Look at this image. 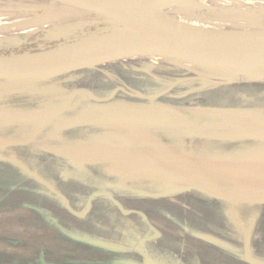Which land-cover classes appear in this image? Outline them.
Returning a JSON list of instances; mask_svg holds the SVG:
<instances>
[{"label": "rangeland", "instance_id": "1", "mask_svg": "<svg viewBox=\"0 0 264 264\" xmlns=\"http://www.w3.org/2000/svg\"><path fill=\"white\" fill-rule=\"evenodd\" d=\"M230 7L239 10L232 11ZM164 13L170 18L201 26H207V22L222 23L242 25L247 29L257 26L258 30L264 31V0H189L165 10ZM104 26L105 22L99 17L68 6L44 0H0V40L9 38L19 44L29 34L46 32V35H51L53 31L54 34L60 33L58 36L63 38H72ZM168 61L161 57H140L126 59L119 64L128 68L125 74H134L135 79L144 83L148 82L145 77L149 76L167 79L165 71L176 69L179 72L182 70L180 67L195 68L183 61H179V64ZM114 67L113 64H107L91 69L87 75L72 73L35 82L0 80V113L11 114L12 109H18L13 119L5 120V117H0V132L3 134L0 155L2 144L25 141L39 129V123L26 126V122H23L20 116L25 110L36 111V115L39 114L37 119H41L65 104L76 89L105 91L111 85V72H118ZM95 73L100 74L108 85H95ZM180 73L195 75L193 72ZM113 79L122 81L115 77ZM227 80L225 85L230 86L231 92H216L218 85L213 82H191L183 85L181 93L176 92L166 99L172 102L177 100L181 112L188 110L186 117L195 125L215 123L214 126L218 127L216 130H190L187 135V131L177 121L178 116L174 114L169 116L167 125L162 124L167 126L165 130L159 127H139V130L133 131L119 123L101 130L81 126L86 125L83 122L80 125L83 130L77 129L72 134L75 142L69 145L72 146L70 149L73 150V159L66 166L59 165L54 170L42 160H33V164L39 163L37 166H41L39 175L19 181L20 184L0 183V264L140 263L145 258L143 250L151 254L152 264H264V219L254 214L246 223L244 217L247 211L245 205H249L247 196L250 195L244 190L253 189L256 183L243 181L246 177L238 175V172H246H242L245 169V159L255 154H248L245 159L234 158L239 152L247 151L252 146L264 147V144L249 142L251 140L246 137L252 135L248 129L258 128L264 131V82L259 83L262 85H248L242 79L229 76ZM196 88L200 90L177 99L184 92ZM217 88L219 90L220 86ZM77 106L81 109L80 112H74L70 107L74 114L87 113L88 110V114H91L95 112L94 109H99H93L91 103L84 101L78 102ZM216 109L227 112H217ZM182 113L181 115H185V112ZM87 120L88 117L85 116L83 121ZM230 134L245 138L241 145L246 147H241L234 141H223V136ZM100 152H103L107 160L122 161L125 158L130 162L156 161L163 166L164 163H171L181 174L188 172V165L189 168L216 179V187L220 193L229 196L231 200L219 198L211 213L207 208L201 207V221L190 222L188 210L193 209L191 206L186 208L183 202L180 193L184 186L182 179L165 178L161 175L159 166L153 165L154 178L132 181L120 173H133L134 169L122 163H114L107 169L117 172L116 180H102L91 174L99 172L98 170L83 164L86 162L98 166L100 162H91L90 159L82 162L78 159L81 156L95 157ZM256 157L252 159L254 162L261 160ZM9 171L8 165L0 164V181L11 179L14 182L11 176H5ZM259 171L264 172V165L259 167ZM58 173H73V180L70 181L72 189L66 192L60 190L61 184L53 176H59ZM262 176L261 179L264 178ZM109 182L113 183L108 187ZM192 183L199 184L195 180ZM12 187L18 188L7 189ZM30 189L35 192L29 191ZM137 190L147 193L139 197ZM94 193H99L100 197ZM257 195L263 202L260 207H254L264 211V179ZM193 196L194 194L191 195ZM86 200L97 206L89 210L88 214L82 211L81 206ZM237 204L242 205L236 210L243 221L238 217L232 220L229 218L232 212L229 207L235 208ZM227 206L229 207L226 208ZM136 208H143L141 217L135 214ZM138 221L147 222L148 226L140 228ZM134 225L142 230L134 229ZM138 235L145 238L144 244H138ZM152 241L156 243L153 244ZM97 244L114 249H102Z\"/></svg>", "mask_w": 264, "mask_h": 264}, {"label": "water", "instance_id": "2", "mask_svg": "<svg viewBox=\"0 0 264 264\" xmlns=\"http://www.w3.org/2000/svg\"><path fill=\"white\" fill-rule=\"evenodd\" d=\"M44 1L93 14L104 21L106 26L80 36L65 38L66 41L58 43L52 48L41 49L33 53L24 52L10 56L0 55V80L25 83L55 79L77 71L94 69L101 65L140 57L171 58L192 64L195 68L180 67V69L190 70L195 75L180 77L168 87L152 96L142 95L137 92L134 93L136 95H133V97H138L148 102L154 101L157 104L167 106L170 112H163L159 106L141 109H117L114 111L116 118L134 123L156 121L154 123L158 125L166 124L171 114L178 116L181 123L188 120L186 116L172 110L169 105L158 102L161 97L173 90L177 85H185L191 82H213L217 85H225L228 83V76L242 79L241 81L246 83L264 82V31L258 30L257 26L247 29L242 25L235 26L222 23L207 22V26H201L165 16V10L189 0ZM237 9L230 7L232 11L237 12ZM199 90L200 88L190 89L179 95L177 99L188 97ZM117 91L129 94L123 88H115L108 97L99 98L88 89H76L65 104L54 109L46 116V120L53 114L60 113L68 108L71 101L80 96L78 95L79 93L88 95L95 102H103L112 99ZM216 111L227 112L220 109H216ZM36 114V111H28L20 117L23 121H27V118L33 117ZM161 120L164 122H161ZM189 122L192 126L194 125L195 131L198 129L216 130L218 128L214 126L215 123L212 125H195L193 122ZM248 131L252 134L246 136L247 139L251 140L249 142L256 145L264 144L263 130L255 128L248 129ZM223 137V141L227 142H241L245 140V138L231 134ZM17 143H6V145ZM257 149L260 150L252 153V151ZM244 153L242 157L244 159L248 154L249 156L250 154H255L251 157V162H254L252 159L255 156H257L256 158H261V160L255 161L253 164L254 167L256 164L258 165L256 169L259 170V167L264 165L262 163L264 147L252 146L251 149ZM241 154L236 155L234 158L237 157L239 159L238 157ZM260 163L262 165H259ZM246 167L247 165L243 171L239 170L246 172H238V175L243 174L241 177H246V180L243 181L255 182L254 186H259L258 183H261L264 179L260 178L262 174L254 177ZM158 169L172 178L182 179V174L176 169H161L160 167ZM216 198L231 200L229 196L220 193L217 187ZM97 245L102 249H112L108 245ZM124 264L142 263L127 261Z\"/></svg>", "mask_w": 264, "mask_h": 264}, {"label": "flooded vegetation", "instance_id": "3", "mask_svg": "<svg viewBox=\"0 0 264 264\" xmlns=\"http://www.w3.org/2000/svg\"><path fill=\"white\" fill-rule=\"evenodd\" d=\"M115 88H123L125 90L128 91L129 94L123 93L121 91H117L116 94L114 95V97L110 100H107L106 102H95L93 101L88 95L84 94V93H79L78 95L81 96L82 100L86 103H91L93 109L95 107H98L99 109L95 110V112L88 114V111L86 113V111L84 113L81 114H74V112H80L81 109L77 106L78 102L76 101V98H74L69 107H71V104L73 103V101L75 100L76 102V106L72 107L74 109V112L71 111V109L68 107L66 108L64 111L60 112V113H55L53 114L50 118H48L46 120V116H48L52 111H50L49 113L45 114L43 117H41V119H37L38 115H35L33 117H30L31 119H27V121H23L26 122V126L31 125L32 123H39V129L29 138L26 139L25 141H20V143H17L19 141H11L8 143H17L14 145H6V144H2L3 146V150H1V155H0V164H6L8 165V168H10V171L5 173L6 177H10L13 179L14 182H11L10 180L4 179L1 180L0 183H8V185H11V183H15L16 184L19 183V181H25V180H29L28 178L30 176L33 175H39L38 172L41 171L38 167V165H40L39 163H37L36 165L33 164L31 161L33 160H37V161H43L46 162L47 166L52 168V169H57V167H59V165H64L66 166L68 164L69 160L73 159V155L72 152L73 150H71L70 148L72 146H70L69 144L74 143L75 139L74 137H72V134L75 133L74 131L79 129V130H83V128L81 126H89L91 127H96L99 128L101 130L108 128V127H114L116 126L115 123H119V124H123L124 126H127L129 128H131L133 131L135 130H139V127H145V128H151V127H159V129L165 130L167 129V126H162V125H158L154 122L156 121H147V122H141V123H134V122H130L127 121L125 119H121V118H116L114 116V111L117 109H141V108H148V107H152V106H159V108H161L163 110V112L168 113L170 112V109L167 106H163L160 104H157L156 102H148L147 100L138 98V97H133L135 91L129 89L128 87L125 86H117ZM114 88V89H115ZM113 89V90H114ZM91 93H93V89H88ZM112 90V91H113ZM111 93V92H110ZM94 94V93H93ZM95 95V94H94ZM110 95V94H109ZM108 95V96H109ZM96 96V95H95ZM108 96H104V97H99V98H105ZM98 97V96H97ZM110 108V110L108 109ZM112 108V109H111ZM101 109V110H100ZM18 109H12L11 114L8 113H0V117L6 119H13L12 117H14V115L17 113ZM91 110V109H90ZM167 110V111H166ZM30 110H25L24 112H28ZM32 111V110H31ZM85 116L88 117L87 121H83L85 119ZM75 119V120H74ZM165 120V119H164ZM82 121V122H81ZM163 120H161L162 122ZM178 122H180V120L177 119ZM29 122V123H28ZM45 122V123H44ZM85 123L86 125H81L82 123ZM164 122V121H163ZM184 122V121H183ZM181 123L180 126L183 127V129L185 131H187V135L188 133L193 130H195L194 125L192 126V124L187 120V122L185 121L184 123ZM68 125H71V127L68 128ZM73 125H76L75 127H72ZM81 125V126H80ZM43 126V127H42ZM134 126V128L132 127ZM29 129H32L29 128ZM2 132H0V140L2 139ZM167 142V141H166ZM1 143V141H0ZM79 143V142H76ZM237 143L239 146L241 147H246L241 145V142H235ZM172 144V142H171ZM68 145V146H67ZM16 146H19L18 149H15ZM5 148V150H4ZM9 149V150H6ZM85 148H82V150H84ZM244 150H242V153L238 158H242L243 155L245 154L243 152ZM239 153V154H240ZM99 155L95 156V157H79L78 159H80L82 162L85 160H92L96 161V162H100V164H97L98 166H94V164H90V163H83L89 166L90 169H95L98 170L99 172L96 173H91L92 176L95 177H100L102 180H116L118 174L117 172H111L110 170H108L107 168L109 167V165H114L115 164H120L122 163L123 165H125L126 167L129 168H133L134 172L133 173H120L121 175H123L124 177H127L128 179L132 180V181H138V180H150L148 178H154V174H153V168L152 166L155 165L156 167L159 166L161 169L163 168H170V169H176L173 164L169 163L166 164L164 163L163 165H159L157 164L156 161H150V162H146V163H141V162H130L127 161L125 158L122 159V161L119 160H114V159H106L105 156H103V152L98 153ZM238 154V155H239ZM237 155V156H238ZM71 157V158H70ZM237 159V157H236ZM235 159V160H236ZM251 158L245 160V162L243 163V166L245 167L247 165V169L250 173H252L254 177H258L261 174H264L263 172H260L257 168V164L254 167V162L250 161ZM102 162H106V163H102ZM190 162V161H188ZM155 163V164H153ZM52 164V165H51ZM195 164V163H194ZM193 164V166H194ZM35 165V166H34ZM259 165H262V163H260ZM181 166L185 167L184 164H182ZM181 169V168H180ZM186 169L187 171H184V174H182V182H184V186H182L180 193L183 196V202L185 204V207L187 208L188 206L192 207V211L188 210V213H190L189 217H191L190 222L193 223H199L200 220V212L202 211V208H207L210 213L212 212V209L216 208V201L218 200L216 198V179H212L210 178V175H204L201 174L198 170H194L192 168H189L188 165H186ZM256 170V171H255ZM60 174V173H58ZM215 174V173H212ZM66 175V176H65ZM73 173L70 174H60L59 176L57 174H53L54 178H56V182H58L59 184H61L63 192L68 191L70 189L73 188L72 183H70V181H72ZM161 175H164L165 178H172L170 175L166 174L165 172L161 171ZM58 176V177H57ZM147 177V178H146ZM155 180V179H154ZM198 181V185L192 183L193 181ZM107 183V182H106ZM113 182H109L107 184V186L109 187V185H111ZM20 184V183H19ZM7 185V186H8ZM258 185L260 186L261 183H258ZM21 186V185H20ZM120 187H123L122 185H119ZM259 186L256 185L253 186V189H249V190H244L247 194L249 193L250 195L247 196L248 199V203L249 205H245V208L247 209L246 211V215L244 216L246 219V223L251 220L250 218H252L255 214L256 217L262 218L264 219V211L261 208H255L254 206H258L260 207L261 203L263 201H261V199L258 198V189ZM23 187V186H21ZM59 187V186H58ZM15 189H17L16 187H14ZM14 188H7L8 190H14ZM24 188V187H23ZM257 188V189H256ZM262 190V189H261ZM29 191H34V189H30ZM243 191V192H244ZM137 195L140 196H144L146 195V191L144 190H137L136 191ZM235 193H237V189H235ZM97 197H100L99 193H94ZM194 194L193 197H191V195ZM197 196V197H195ZM192 198L189 200V198ZM204 198V199H203ZM87 200L85 201L84 204H82V211H85V213L88 214L89 210H92L93 208L97 207L94 206L90 203H87ZM240 206L242 207V205L237 204L235 206V208L233 207H229L227 206L226 208H230V211L235 212L232 214V212H230L229 218L232 220L234 217H238L240 220H242L240 218V215L238 214L236 208ZM141 207V206H139ZM145 207V205H144ZM202 207V208H201ZM29 208V207H28ZM140 212H137L139 211ZM236 210V211H235ZM142 209H138L136 208V215H139L141 217V213H143ZM248 217V218H247ZM216 218V217H215ZM243 221V220H242ZM256 223V220H254ZM140 224V228L145 229L148 225L147 222H141L138 221ZM134 229H140L139 226H135L133 227ZM238 229H241L242 227H237ZM142 230V229H140ZM141 234H143L142 232H139ZM161 235H163V233H160ZM138 238V244H144V239L142 238L140 235L137 236ZM151 243L155 244L156 241H152ZM143 252L145 253L144 255V261L140 262L142 264H152L153 262L151 261V254H147L146 250Z\"/></svg>", "mask_w": 264, "mask_h": 264}, {"label": "trees", "instance_id": "4", "mask_svg": "<svg viewBox=\"0 0 264 264\" xmlns=\"http://www.w3.org/2000/svg\"><path fill=\"white\" fill-rule=\"evenodd\" d=\"M52 30H56V29H52ZM51 30V32H52ZM93 31V30H90ZM88 31V32H90ZM55 31H53V33L51 35H46V32H36V33H32L26 36V38L24 39V41H22V43H15L16 41H13L12 39L9 38H4L2 40H0V55H4V56H10V55H16V54H21L24 52H37L41 49H48V48H52L54 46H56L58 43H62L65 40V38H63L62 36H58L60 35V33H55ZM123 61V60H122ZM119 62L121 61H117L114 63H109V64H113L115 65V70L117 69L118 72L116 73H112L111 72V76L112 78L109 80V83L111 82L110 88L108 86L107 90L105 89V91L102 92H98L96 90L93 91V93L98 96V97H104V96H108L110 94V92L117 86H125L128 87L129 89L140 93L142 95H147V96H152L155 95L157 93H159L160 91H162L163 89H165L166 87H168L170 84L173 83V81H175L176 79L183 77V76H190V75H184L183 73L180 72H187L190 73V70L187 69H182L179 72L177 71H165L168 76L166 77L167 79L163 78H158L156 77H145L147 78L146 83L140 81L139 79H135V75L134 74H125L126 72H128V68H125L124 66L120 65ZM107 65V64H105ZM104 66V65H101ZM113 70V69H112ZM89 71H91V69H87V70H82V71H77L74 73H83V75H87L89 74ZM72 74V73H71ZM70 75V74H68ZM65 76V75H64ZM64 76H60V77H64ZM94 76V75H93ZM100 74H96L95 73V80H96V84L95 85H99V84H107V82H104L100 77ZM58 77V78H60ZM113 77L117 78V79H122V81H116L113 79ZM160 77V76H159ZM144 78V79H145ZM248 85H252L251 83H246ZM182 85V86H181ZM184 84H180L177 85L173 90L169 91L168 93H166L163 97H161L158 102H164L165 105H169L170 108L176 112H179L180 114L181 112V108L178 107V104L176 103L177 100L172 101H167L166 99L169 98L171 95H173L176 92L181 93L184 90L183 87ZM255 85H262L259 83H255ZM264 85V84H263ZM185 86V85H184ZM218 86H220L219 90H218ZM216 87V92H221V91H226V92H231V88L230 86H226V85H218ZM221 89V90H220ZM218 95V93L216 94ZM171 99V98H170ZM76 101L77 102H82V98L81 96H77L76 97ZM75 100L73 101V103L71 104V107H75ZM177 104V105H175ZM70 108V107H69ZM184 111L183 113L185 114L184 116H187L189 114L188 110H182ZM182 113V114H183Z\"/></svg>", "mask_w": 264, "mask_h": 264}, {"label": "bare ground", "instance_id": "5", "mask_svg": "<svg viewBox=\"0 0 264 264\" xmlns=\"http://www.w3.org/2000/svg\"><path fill=\"white\" fill-rule=\"evenodd\" d=\"M165 14V13H164ZM165 16H167L166 14H165ZM168 17V16H167ZM170 18V17H169ZM173 19V18H172ZM161 59H166V60H169V61H171V62H173V63H175V64H179L181 61L180 60H176V59H171V58H161ZM168 61V62H169ZM180 61V62H179ZM106 102V101H105Z\"/></svg>", "mask_w": 264, "mask_h": 264}]
</instances>
